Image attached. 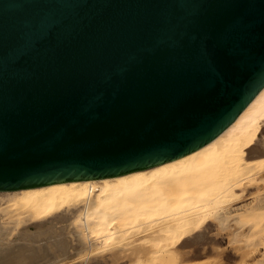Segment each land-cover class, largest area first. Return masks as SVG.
I'll return each instance as SVG.
<instances>
[{
  "label": "water",
  "instance_id": "water-1",
  "mask_svg": "<svg viewBox=\"0 0 264 264\" xmlns=\"http://www.w3.org/2000/svg\"><path fill=\"white\" fill-rule=\"evenodd\" d=\"M264 86V0H0V190L189 153Z\"/></svg>",
  "mask_w": 264,
  "mask_h": 264
},
{
  "label": "bare ground",
  "instance_id": "bare-ground-1",
  "mask_svg": "<svg viewBox=\"0 0 264 264\" xmlns=\"http://www.w3.org/2000/svg\"><path fill=\"white\" fill-rule=\"evenodd\" d=\"M262 124L264 86L216 137L180 157L120 175L6 190L0 264H53L115 243L130 248L132 264H162L174 248L203 243L207 233L199 229L225 219L220 212L237 188L260 185ZM260 193L250 210H264Z\"/></svg>",
  "mask_w": 264,
  "mask_h": 264
},
{
  "label": "rangeland",
  "instance_id": "rangeland-1",
  "mask_svg": "<svg viewBox=\"0 0 264 264\" xmlns=\"http://www.w3.org/2000/svg\"><path fill=\"white\" fill-rule=\"evenodd\" d=\"M258 139L264 140V124ZM257 181L260 182L257 188L254 186L256 182L249 188H237L236 197L228 203L225 212H220L226 215L225 219L210 218L207 220L208 225L199 229L206 231L205 236L207 233L208 239L205 238L201 244L174 248L169 254L171 257L164 258L166 262L162 261V264H264V210L249 209L255 195L260 192L264 194V176H260ZM5 194L6 190H0V196ZM3 205L4 203L0 204ZM114 246L102 249L101 246L95 245L85 254H74L53 264H91L94 261L103 264H132L134 253L130 248L122 250L120 246L124 245L118 243ZM196 246L200 248H195ZM114 253H117V256L113 255Z\"/></svg>",
  "mask_w": 264,
  "mask_h": 264
}]
</instances>
